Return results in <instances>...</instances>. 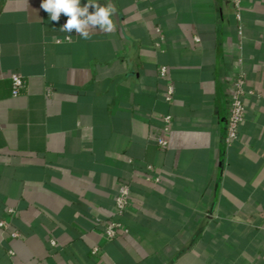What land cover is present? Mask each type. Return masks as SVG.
Here are the masks:
<instances>
[{"label":"crops","instance_id":"1","mask_svg":"<svg viewBox=\"0 0 264 264\" xmlns=\"http://www.w3.org/2000/svg\"><path fill=\"white\" fill-rule=\"evenodd\" d=\"M111 2L113 33L69 40L0 0V264H264V0Z\"/></svg>","mask_w":264,"mask_h":264},{"label":"built area","instance_id":"2","mask_svg":"<svg viewBox=\"0 0 264 264\" xmlns=\"http://www.w3.org/2000/svg\"><path fill=\"white\" fill-rule=\"evenodd\" d=\"M242 0H231L234 7L236 9L239 8V4ZM166 74V70L164 68L160 69V77L164 78ZM11 83H12V94L17 95L19 93V89L23 86V80L21 76L17 73H13L11 75ZM245 79L242 74H239L235 77L233 82V94L230 102L229 115L227 120V137L226 143L234 140L237 137L238 128L243 121L245 107H244V97L246 94L245 91ZM173 87L171 85H167L165 90V100L169 101L173 96ZM164 122V131H168L171 129V118L169 116H165L163 118ZM157 145L165 149L166 141L163 137H160L156 140ZM149 168V167H148ZM150 170V168H149ZM129 194L130 190L127 185H120L118 187L117 193L114 198V212L116 215H122L128 207L129 204ZM0 226H5L4 222H0ZM122 230L121 225L114 221L108 220L104 223V233L107 240H112L116 237L118 231ZM13 237H18L19 235L15 232L11 234ZM53 244V243H52ZM97 249H93L92 252L95 253Z\"/></svg>","mask_w":264,"mask_h":264},{"label":"clouds","instance_id":"3","mask_svg":"<svg viewBox=\"0 0 264 264\" xmlns=\"http://www.w3.org/2000/svg\"><path fill=\"white\" fill-rule=\"evenodd\" d=\"M40 7L49 14L50 21L58 22L61 14L67 17L59 30L68 33L69 40L73 30L84 40L91 39L97 31L111 34L116 30L112 17L117 9L111 0L103 5L99 0H87L84 4L81 0H42Z\"/></svg>","mask_w":264,"mask_h":264}]
</instances>
